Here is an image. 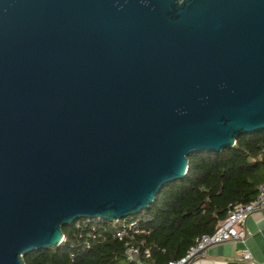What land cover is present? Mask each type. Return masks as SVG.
Masks as SVG:
<instances>
[{
	"label": "water",
	"instance_id": "obj_1",
	"mask_svg": "<svg viewBox=\"0 0 264 264\" xmlns=\"http://www.w3.org/2000/svg\"><path fill=\"white\" fill-rule=\"evenodd\" d=\"M261 129L264 0H0V264Z\"/></svg>",
	"mask_w": 264,
	"mask_h": 264
},
{
	"label": "trees",
	"instance_id": "obj_2",
	"mask_svg": "<svg viewBox=\"0 0 264 264\" xmlns=\"http://www.w3.org/2000/svg\"><path fill=\"white\" fill-rule=\"evenodd\" d=\"M264 180V129L240 134L222 150H197L188 155L185 174L164 183L154 200L132 215L145 232L149 262L157 264L183 256L203 233H210L230 207L249 201ZM111 222L97 219L94 230L62 225L64 239L55 246L23 255L25 264H135L123 255V242Z\"/></svg>",
	"mask_w": 264,
	"mask_h": 264
},
{
	"label": "built area",
	"instance_id": "obj_3",
	"mask_svg": "<svg viewBox=\"0 0 264 264\" xmlns=\"http://www.w3.org/2000/svg\"><path fill=\"white\" fill-rule=\"evenodd\" d=\"M263 208L264 180L257 185V192L252 199L230 207L227 215L215 226L212 232L201 234L183 256L169 260L163 264H187L197 251L202 252L209 244L227 239L244 240L249 235L245 226L246 218L253 212L262 210ZM97 219L102 218L79 217L71 223L77 229L87 227L90 230H94L97 225ZM110 222L112 223L111 228L113 229L114 236L123 242L125 260L132 261L135 264H157L146 260L150 255L149 249L144 247L142 238H136L137 235L145 232L139 227L137 217L131 215ZM240 256L245 259H251V253L247 248H242Z\"/></svg>",
	"mask_w": 264,
	"mask_h": 264
},
{
	"label": "crops",
	"instance_id": "obj_4",
	"mask_svg": "<svg viewBox=\"0 0 264 264\" xmlns=\"http://www.w3.org/2000/svg\"><path fill=\"white\" fill-rule=\"evenodd\" d=\"M245 226L249 235L244 240L209 244L187 264H264V208L250 214ZM242 248L249 250L251 259L240 256Z\"/></svg>",
	"mask_w": 264,
	"mask_h": 264
},
{
	"label": "rangeland",
	"instance_id": "obj_5",
	"mask_svg": "<svg viewBox=\"0 0 264 264\" xmlns=\"http://www.w3.org/2000/svg\"><path fill=\"white\" fill-rule=\"evenodd\" d=\"M134 215H139V213H136V214H134Z\"/></svg>",
	"mask_w": 264,
	"mask_h": 264
}]
</instances>
